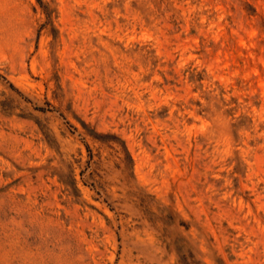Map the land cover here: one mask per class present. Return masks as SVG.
<instances>
[{
  "label": "rangeland",
  "instance_id": "1",
  "mask_svg": "<svg viewBox=\"0 0 264 264\" xmlns=\"http://www.w3.org/2000/svg\"><path fill=\"white\" fill-rule=\"evenodd\" d=\"M144 245L264 264V0H0V264Z\"/></svg>",
  "mask_w": 264,
  "mask_h": 264
},
{
  "label": "bare ground",
  "instance_id": "2",
  "mask_svg": "<svg viewBox=\"0 0 264 264\" xmlns=\"http://www.w3.org/2000/svg\"><path fill=\"white\" fill-rule=\"evenodd\" d=\"M144 239V238H143ZM150 241V240H149ZM151 243V242H150ZM141 245V244H140ZM152 247H149L147 245H144L141 249H140V253L143 255V257L147 260L148 263L153 264V262L155 261V255L154 253L151 251Z\"/></svg>",
  "mask_w": 264,
  "mask_h": 264
}]
</instances>
